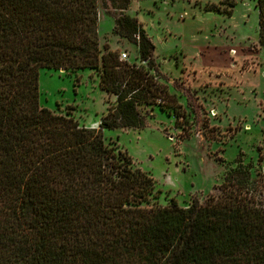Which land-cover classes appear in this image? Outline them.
I'll return each mask as SVG.
<instances>
[{
    "label": "trees",
    "instance_id": "obj_1",
    "mask_svg": "<svg viewBox=\"0 0 264 264\" xmlns=\"http://www.w3.org/2000/svg\"><path fill=\"white\" fill-rule=\"evenodd\" d=\"M99 1L0 0V264H264V139L260 171L231 168L188 206L149 205L152 177L104 141L105 129L145 127L142 109L171 96L149 71L154 43L123 12L130 0H110L113 33L148 68L101 52ZM61 68L95 69L116 97L100 129L40 104V70Z\"/></svg>",
    "mask_w": 264,
    "mask_h": 264
},
{
    "label": "rangeland",
    "instance_id": "obj_2",
    "mask_svg": "<svg viewBox=\"0 0 264 264\" xmlns=\"http://www.w3.org/2000/svg\"><path fill=\"white\" fill-rule=\"evenodd\" d=\"M210 4L220 10L206 9ZM137 18L154 43L149 69L171 98L142 110L143 128L102 131L104 141L126 151L134 168L154 181L149 205L203 203L217 195L226 173L262 169L264 47L259 44L257 0H130L123 11ZM119 10L98 4L97 33L123 61L148 68L136 45L113 33ZM40 104L69 112L81 125L99 124L116 97L99 87L95 69H41ZM160 104V105H158Z\"/></svg>",
    "mask_w": 264,
    "mask_h": 264
},
{
    "label": "built area",
    "instance_id": "obj_3",
    "mask_svg": "<svg viewBox=\"0 0 264 264\" xmlns=\"http://www.w3.org/2000/svg\"><path fill=\"white\" fill-rule=\"evenodd\" d=\"M127 56H128L127 52H121L120 53V56H119V59L120 60H124V59L127 58ZM143 63H145V62H143Z\"/></svg>",
    "mask_w": 264,
    "mask_h": 264
},
{
    "label": "water",
    "instance_id": "obj_4",
    "mask_svg": "<svg viewBox=\"0 0 264 264\" xmlns=\"http://www.w3.org/2000/svg\"><path fill=\"white\" fill-rule=\"evenodd\" d=\"M62 70H65L64 68H61Z\"/></svg>",
    "mask_w": 264,
    "mask_h": 264
},
{
    "label": "bare ground",
    "instance_id": "obj_5",
    "mask_svg": "<svg viewBox=\"0 0 264 264\" xmlns=\"http://www.w3.org/2000/svg\"><path fill=\"white\" fill-rule=\"evenodd\" d=\"M62 70V69H61ZM62 71H65V70H62Z\"/></svg>",
    "mask_w": 264,
    "mask_h": 264
}]
</instances>
